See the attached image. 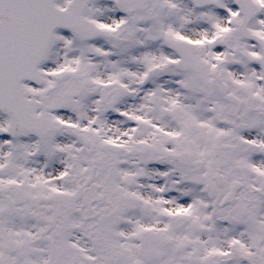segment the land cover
<instances>
[{"label":"snow or ice","instance_id":"snow-or-ice-1","mask_svg":"<svg viewBox=\"0 0 264 264\" xmlns=\"http://www.w3.org/2000/svg\"><path fill=\"white\" fill-rule=\"evenodd\" d=\"M0 264H264V0H0Z\"/></svg>","mask_w":264,"mask_h":264}]
</instances>
